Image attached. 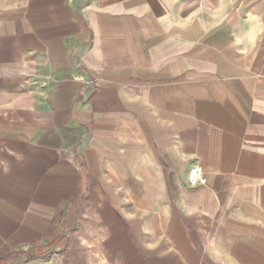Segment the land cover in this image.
Listing matches in <instances>:
<instances>
[{
  "label": "crops",
  "instance_id": "obj_1",
  "mask_svg": "<svg viewBox=\"0 0 264 264\" xmlns=\"http://www.w3.org/2000/svg\"><path fill=\"white\" fill-rule=\"evenodd\" d=\"M0 264H264V0H0Z\"/></svg>",
  "mask_w": 264,
  "mask_h": 264
},
{
  "label": "built area",
  "instance_id": "obj_2",
  "mask_svg": "<svg viewBox=\"0 0 264 264\" xmlns=\"http://www.w3.org/2000/svg\"><path fill=\"white\" fill-rule=\"evenodd\" d=\"M188 181L192 187L206 185V176L198 166H193L188 173Z\"/></svg>",
  "mask_w": 264,
  "mask_h": 264
},
{
  "label": "rangeland",
  "instance_id": "obj_3",
  "mask_svg": "<svg viewBox=\"0 0 264 264\" xmlns=\"http://www.w3.org/2000/svg\"><path fill=\"white\" fill-rule=\"evenodd\" d=\"M141 22H142V25L144 27L143 29L147 30V32L149 31L151 33V35H153L155 33L157 23L154 19L145 18V19H142ZM145 27H147L148 29Z\"/></svg>",
  "mask_w": 264,
  "mask_h": 264
}]
</instances>
